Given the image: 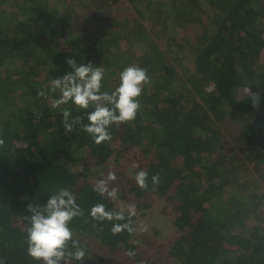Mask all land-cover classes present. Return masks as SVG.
<instances>
[{
	"label": "trees",
	"instance_id": "1",
	"mask_svg": "<svg viewBox=\"0 0 264 264\" xmlns=\"http://www.w3.org/2000/svg\"><path fill=\"white\" fill-rule=\"evenodd\" d=\"M68 58L101 66L102 92L114 90L129 65L147 70L135 120L112 125L111 141L96 144L79 124L65 133L62 110L87 124L92 106L51 107L60 92L50 81L72 71ZM0 138L3 264H44L27 252V205L42 206L61 188L83 210L69 227L85 258L67 264H97L86 257L88 238L141 263L137 223L160 201L178 234L156 245V264H264V0H0ZM111 158L131 169L125 193L108 183L118 189L114 199L75 170ZM140 170L146 189L135 181ZM120 198L136 203L135 231L113 235V224L128 222ZM98 203L123 209L125 220H94Z\"/></svg>",
	"mask_w": 264,
	"mask_h": 264
},
{
	"label": "clouds",
	"instance_id": "2",
	"mask_svg": "<svg viewBox=\"0 0 264 264\" xmlns=\"http://www.w3.org/2000/svg\"><path fill=\"white\" fill-rule=\"evenodd\" d=\"M66 63L72 71L62 77H56L50 81L51 91L59 90L60 96L55 99L51 107L60 108L63 104L71 102L79 109L87 110L92 106L93 110L87 113V124L82 123L80 116L72 117L69 109L62 110V118L65 133L73 132L79 124L82 131L88 133L96 144L112 140L109 131L112 125L119 127L123 123L135 120L137 112L141 108L139 97L144 85L150 83L147 70L137 65L125 67L119 74V85L111 92L101 91L102 80L105 71L101 66H94L91 61L87 64H77L75 59L68 58ZM40 96H46L44 90L38 92ZM253 106H258L260 97L257 93L250 94ZM71 118V119H70ZM4 140L0 138V145ZM148 173L140 170L135 174V181L141 189H146ZM116 180L114 172H109L107 177L100 179L94 185V191L102 196L106 193L111 198H116L118 189L109 190L108 183ZM159 175L152 176V184H159ZM31 216H25L28 220L27 244L28 255L34 260H42L44 264H67V259L72 258L82 262L85 251L79 246V242L73 239V232L69 227L70 222L78 216L83 215V210L76 203L74 194L67 188H61L57 193L51 195L46 204L34 206L27 205ZM128 222L115 223L111 228L113 235H118L125 229L132 233L135 229L131 226V217L135 216L134 204L127 206ZM91 217L96 221H122L125 220L124 210L108 211L103 204H95L90 210ZM146 231V228H142ZM71 242L75 251H69ZM129 256L135 253L129 251ZM0 264H3L0 261Z\"/></svg>",
	"mask_w": 264,
	"mask_h": 264
},
{
	"label": "rangeland",
	"instance_id": "3",
	"mask_svg": "<svg viewBox=\"0 0 264 264\" xmlns=\"http://www.w3.org/2000/svg\"><path fill=\"white\" fill-rule=\"evenodd\" d=\"M226 125H228L227 127L234 135L238 134L241 130V126L238 123H227ZM124 161L125 159H123V162ZM75 170L82 180H90L94 182L107 177L110 171L115 173L119 172V170H125L123 174H115L116 180L113 182L114 184L116 183L117 185H120L121 193H125L123 190L124 180L131 177L130 167L116 168L114 158H111L106 164H95L89 161L85 163L82 161L75 167ZM121 179L123 181H121ZM112 186L114 185L109 184V189H112ZM126 194L128 193L126 192ZM121 197H127V195ZM130 204H134L136 206V203H134L131 198H120L118 201V205L124 209H127V206ZM163 211L165 213H163ZM172 219V209L167 207L165 202L160 201L154 207L144 211L141 220L137 223L135 235V242L138 245L137 251H140L142 262H147L146 259L150 257L152 264H156L158 261L156 260L155 256L157 251L156 245L169 241L170 238L172 239V236L178 234L172 226ZM142 228H146L147 230L144 231ZM81 242L88 250H90V252L86 253V257L89 256L90 253L93 254L97 264H130L127 256L124 253H110L93 238L84 239L81 240ZM95 255L99 262L97 261ZM102 258H105V261L102 262ZM147 264L151 263L147 262Z\"/></svg>",
	"mask_w": 264,
	"mask_h": 264
}]
</instances>
